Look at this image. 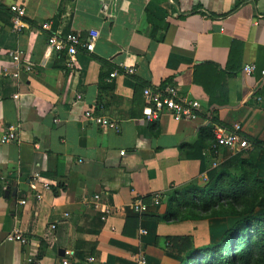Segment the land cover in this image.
<instances>
[{"label":"crops","instance_id":"0c3cea01","mask_svg":"<svg viewBox=\"0 0 264 264\" xmlns=\"http://www.w3.org/2000/svg\"><path fill=\"white\" fill-rule=\"evenodd\" d=\"M90 30L94 49L77 53L74 70L47 45L49 32ZM260 70L264 0H0V264H134L139 254L180 264L171 251L208 217L171 220L169 199L213 169L264 180ZM167 85L199 102L196 119L144 117V88ZM86 109L117 128L86 120ZM215 126L250 145L216 146ZM10 127L15 138L2 141ZM17 231L24 241L8 239Z\"/></svg>","mask_w":264,"mask_h":264},{"label":"trees","instance_id":"16d2710c","mask_svg":"<svg viewBox=\"0 0 264 264\" xmlns=\"http://www.w3.org/2000/svg\"><path fill=\"white\" fill-rule=\"evenodd\" d=\"M169 200L165 217L171 220L209 216L230 220L215 242L193 246L182 240L179 248L186 249L180 264H264V180L251 179L246 172L234 176L213 169L203 187H186Z\"/></svg>","mask_w":264,"mask_h":264},{"label":"built area","instance_id":"2783aa9c","mask_svg":"<svg viewBox=\"0 0 264 264\" xmlns=\"http://www.w3.org/2000/svg\"><path fill=\"white\" fill-rule=\"evenodd\" d=\"M9 10L11 12V22L17 29L22 28L26 23L22 20L24 16V8L17 4H10ZM41 28L44 30H50V23L45 21L41 24ZM98 31L90 30L87 33V37H83L79 32H49L47 34V45L56 53L64 52L65 62L64 65L69 70H74L76 67V55L80 50L92 52L95 46V41L98 38ZM10 57L14 63H19L23 58V52L15 50L10 52ZM23 69L26 71L31 70L30 64H23ZM257 70L255 64H245L243 66V72L246 74H252ZM128 72L132 73V69H128ZM261 74H264V70H260ZM13 75L16 77L18 73L15 72ZM116 72L111 73V77L115 76ZM143 97L145 105L143 108L144 117L149 120H157L160 115L164 112L171 113L177 119L193 120L199 115L198 108L199 102L195 99H187L180 97L177 88L172 85H167L163 89H151L146 87L143 90ZM86 120H92L94 124L103 129H116L117 125L114 121L109 120L105 116L94 114L91 109H86L84 112ZM234 130H239V126L236 125ZM227 130L223 126H215L213 131L214 143L216 146H225L228 148H247L250 143L248 140L241 137L237 132ZM13 128H9V132L3 136L2 141H11L15 137ZM46 186V184H45ZM39 197V195H37ZM155 203L159 202V195L155 194L153 197ZM25 203V201H22ZM144 209V205L138 202L134 205V210L140 211ZM102 212L101 218H105V214L108 210L105 206H100ZM54 227V225H52ZM8 239L24 241L22 234L18 231L8 235ZM134 264H146V258L144 255L139 254L136 257Z\"/></svg>","mask_w":264,"mask_h":264},{"label":"rangeland","instance_id":"374dc122","mask_svg":"<svg viewBox=\"0 0 264 264\" xmlns=\"http://www.w3.org/2000/svg\"><path fill=\"white\" fill-rule=\"evenodd\" d=\"M228 219L223 216H209L208 220H203L202 222H193V241L190 244L193 246H202L219 240L230 222V220ZM185 242L186 241H184V243ZM181 248L182 249H180L179 247L174 248L171 252H174L173 254L175 256L181 257L184 252V249H186L182 246Z\"/></svg>","mask_w":264,"mask_h":264}]
</instances>
